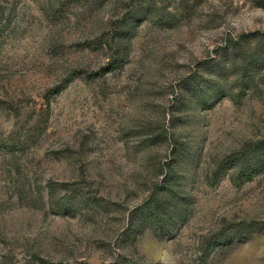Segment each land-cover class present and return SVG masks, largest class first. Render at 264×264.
<instances>
[{"label": "rangeland", "instance_id": "rangeland-1", "mask_svg": "<svg viewBox=\"0 0 264 264\" xmlns=\"http://www.w3.org/2000/svg\"><path fill=\"white\" fill-rule=\"evenodd\" d=\"M263 142L264 0H0V264H264Z\"/></svg>", "mask_w": 264, "mask_h": 264}, {"label": "trees", "instance_id": "trees-1", "mask_svg": "<svg viewBox=\"0 0 264 264\" xmlns=\"http://www.w3.org/2000/svg\"><path fill=\"white\" fill-rule=\"evenodd\" d=\"M229 161L236 170L237 178L252 179L257 171L264 170V142L252 148L245 147L241 157L233 155Z\"/></svg>", "mask_w": 264, "mask_h": 264}]
</instances>
